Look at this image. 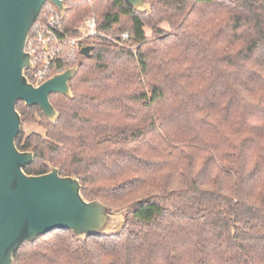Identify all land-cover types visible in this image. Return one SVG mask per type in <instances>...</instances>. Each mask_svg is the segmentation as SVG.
<instances>
[{"label":"trees","instance_id":"1","mask_svg":"<svg viewBox=\"0 0 264 264\" xmlns=\"http://www.w3.org/2000/svg\"><path fill=\"white\" fill-rule=\"evenodd\" d=\"M148 1L140 12L65 0L68 34L93 14L99 31L128 38L80 42L90 49L77 53L72 97L50 95L54 122L16 105L15 145L33 152L24 172L48 161L86 199L131 205L123 228L52 229L13 264H264V0Z\"/></svg>","mask_w":264,"mask_h":264},{"label":"water","instance_id":"2","mask_svg":"<svg viewBox=\"0 0 264 264\" xmlns=\"http://www.w3.org/2000/svg\"><path fill=\"white\" fill-rule=\"evenodd\" d=\"M124 1L137 11L150 10L148 0ZM47 2L64 17L65 0H0V264H13V253L22 243L52 229H68L76 239L117 234L131 207L113 208L97 199H86L78 178L60 175L48 161L45 173L24 172L33 152L21 151L15 145L21 127L17 102L38 106L54 122L58 112L50 95L72 97L69 80L79 68L75 63L39 85L26 75L33 67L26 51L28 35ZM89 49L83 47L81 53L88 54Z\"/></svg>","mask_w":264,"mask_h":264},{"label":"built area","instance_id":"3","mask_svg":"<svg viewBox=\"0 0 264 264\" xmlns=\"http://www.w3.org/2000/svg\"><path fill=\"white\" fill-rule=\"evenodd\" d=\"M47 3L50 5L47 12L34 22L26 43V51L31 54L33 64V67L29 68L30 78H28L34 85H39L58 72H55V69L59 65H74L77 53L81 50L82 40L101 37L110 43L122 44L128 38L127 32L105 34L99 31L93 14L86 16L79 24L81 34L72 36L63 29L62 17L58 9L53 4Z\"/></svg>","mask_w":264,"mask_h":264}]
</instances>
